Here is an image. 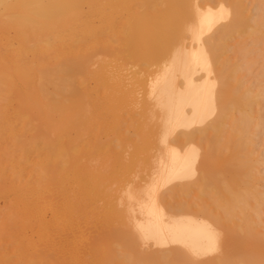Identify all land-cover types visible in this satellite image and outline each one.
<instances>
[{
	"label": "bare ground",
	"instance_id": "1",
	"mask_svg": "<svg viewBox=\"0 0 264 264\" xmlns=\"http://www.w3.org/2000/svg\"><path fill=\"white\" fill-rule=\"evenodd\" d=\"M255 1L0 0V264H264Z\"/></svg>",
	"mask_w": 264,
	"mask_h": 264
},
{
	"label": "rangeland",
	"instance_id": "2",
	"mask_svg": "<svg viewBox=\"0 0 264 264\" xmlns=\"http://www.w3.org/2000/svg\"><path fill=\"white\" fill-rule=\"evenodd\" d=\"M246 6H247L248 11L250 13L249 15H251L253 18H255L256 15H258V11H259L258 10L259 7H258L257 2L255 0H246ZM239 39H238V37H235L234 38V41L232 43L233 45H231V46L234 47L235 43H237L236 41L237 40L239 41ZM233 51L235 52V49L234 48L230 49L226 53V55L230 56L231 58H234L236 56V54H234ZM238 58L240 59V57H238ZM263 71H264V60L261 61V62H259V63L254 64L252 66L251 73L248 72V76L247 77L244 75L246 77V78L244 77V81L247 84H249V82L250 83H256V80H254V78L256 79V75L257 74L259 75V73L260 72H263ZM244 74H247V73H244ZM252 76H255V77L253 78ZM250 85H252V84H250ZM256 110H257L258 113H261L262 112V109H260V107H257ZM253 150H255L254 151V154H255L254 156L257 157V160L259 162L258 165H257V177H258V180H257V188H258V190L264 192V141L261 139V137L256 138L255 145L253 147ZM98 164L100 166L101 163H98ZM112 183L113 182L110 181L108 185H111ZM0 204L2 205V202H0ZM39 207H40V205H39ZM49 217L50 216H49V213H48V215L46 216V218H49ZM90 252H91L90 254L95 255V254H98L99 253V250H97V249L93 250L92 249V250H90Z\"/></svg>",
	"mask_w": 264,
	"mask_h": 264
}]
</instances>
